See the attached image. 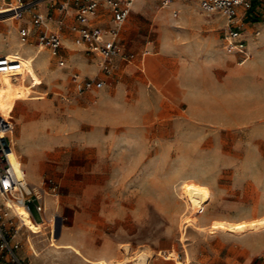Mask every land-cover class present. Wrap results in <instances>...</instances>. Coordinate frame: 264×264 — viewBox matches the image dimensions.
Listing matches in <instances>:
<instances>
[{
  "label": "rangeland",
  "instance_id": "1",
  "mask_svg": "<svg viewBox=\"0 0 264 264\" xmlns=\"http://www.w3.org/2000/svg\"><path fill=\"white\" fill-rule=\"evenodd\" d=\"M174 2L181 4L172 3L168 13L163 0H143L140 8L133 7L122 40L125 53L135 57L129 66L116 58L111 73L99 68L95 54L75 44L72 17L62 27V66L34 35L27 44L21 41L13 13L0 14H13L0 18V56L24 66L15 73L18 80L5 75L0 110H14L15 150L29 182L48 191L47 217L56 218L54 233L45 227L42 234H33L24 226L17 234L23 264H175L176 259L264 264V229L236 235L209 228L216 219L264 217V120H221L235 103L240 116L254 108L263 113V73L257 78L252 71L240 73L237 95L232 96L229 70L254 63L262 71L264 53L249 48L251 57L242 62L223 41L228 29L224 13L205 11L201 0ZM239 16L248 42L262 36L264 26L246 24L243 10ZM164 40L178 42L177 51L166 54ZM147 47L160 55L148 56L143 72L135 63ZM163 55L164 63L153 64ZM186 70L190 78L185 87ZM96 75L108 88L161 81L159 119L141 116L143 101L136 98L135 113L110 115L100 126L91 106L99 91L75 92L77 76ZM194 102L201 104L200 120L190 112ZM108 121L122 123L115 128ZM188 182L207 186L211 197L193 213L194 222L182 228L183 217L191 212L183 193ZM171 252L176 256L166 258ZM0 264L12 263L0 255Z\"/></svg>",
  "mask_w": 264,
  "mask_h": 264
},
{
  "label": "built area",
  "instance_id": "2",
  "mask_svg": "<svg viewBox=\"0 0 264 264\" xmlns=\"http://www.w3.org/2000/svg\"><path fill=\"white\" fill-rule=\"evenodd\" d=\"M172 1L164 0L163 4ZM52 5L59 11L60 18L54 19L51 11H40L36 2L24 0H2L0 9H8L16 18H23L26 11L34 10L31 25L19 29L21 41L27 44L31 35H34L38 44L48 48L52 55L58 57L62 66L65 65V59L60 53L64 39L62 27L67 23L66 19L69 16L73 17L70 30L75 36V42L84 45L87 51L98 57V66L102 71L111 73L114 70V60L118 57L129 63L133 61L135 56L125 53L121 37L133 11L134 0H61L53 2ZM201 6L207 12L219 11L225 14L228 29L223 35L224 43L242 56V62L249 59L251 52L242 28L245 22L242 21L243 16H239V12L243 10L246 18L245 14L251 9L252 0H201ZM174 15L177 16L178 13L174 12ZM256 35H259V31ZM148 53L149 51L145 50L142 56ZM23 69L21 62L0 56V84L6 74L14 76ZM104 85L105 82L98 77L77 76L75 92L82 95L93 89H102ZM13 111L8 115L0 111V255L12 264H23L19 255L22 245L17 234L24 225L17 207L25 206L35 223L40 222L46 228L50 227L53 233L56 218L50 219L46 215L45 193L48 191L32 185L26 179V170L22 167V162L16 166L13 161L15 151L13 134L16 126ZM51 188L56 190V186ZM32 205L40 213V220L36 218Z\"/></svg>",
  "mask_w": 264,
  "mask_h": 264
},
{
  "label": "crops",
  "instance_id": "3",
  "mask_svg": "<svg viewBox=\"0 0 264 264\" xmlns=\"http://www.w3.org/2000/svg\"><path fill=\"white\" fill-rule=\"evenodd\" d=\"M6 1H11V0H6ZM24 1L25 2H36L37 9H39L40 11H45V12L51 11L53 13L54 19H58L61 17V15L59 14V11L56 8H54V6L52 5L53 2H55V1L61 2V0H24ZM142 1L143 0H134L133 7L136 6V7L140 8L142 5ZM1 3H2V0H0V4ZM172 3H173V5L174 4L180 5L181 4L180 2H174V0H173L172 2H170L166 5L162 4L163 5L162 9L166 13H168L169 12L168 7ZM33 11L34 10L26 11L24 13L23 18H18L19 21L17 22V25L20 26V28L24 27V26H30L31 25V16H32ZM174 12L178 13V10L173 9V15H174ZM245 16H246L247 21H248V22H246V24H252L253 27H263L264 26V0H260V2L257 4V7H256L254 12H252L250 14L247 12L245 14ZM69 17H72V16H69ZM69 17H67V19H66L67 21H68ZM0 39L2 40V43H3V34L2 33H0ZM73 40L75 42V38ZM121 40H122V37H121ZM75 44H77V43L75 42ZM77 45H81V44H77ZM122 45H123V40H122ZM163 45H164L163 47L165 48L164 50L166 51V54H170L169 51H171L172 49L177 51V48L179 47L178 42L170 44L167 42V40H164ZM248 45H249L250 50L254 54L255 53H257V54L264 53V33L259 38L255 37V38L251 39L248 42ZM12 48H13V45L10 47V49H12ZM123 48H124V45H123ZM192 48L193 47L190 45L188 50H190V49L192 50ZM145 50H148V47ZM150 55H156L157 56V55H160V52L157 51V52L152 53L151 51H149V53L147 55L142 56L141 60L135 63V65L137 67H139L143 72L146 71L147 57ZM166 59H167V56H165V55H163L161 57H157V58L153 59V64L161 65L162 63H164L166 61ZM130 64H131V62L128 63V66ZM196 70L198 71L197 68H196ZM249 71H252L254 74H256L254 76L255 78H257V75H259L260 72H262L264 75V69L262 71H260L254 65V63L247 65L246 68H243V69H241L238 66L230 67L229 78L231 79L232 86H235L232 89V96L237 95L236 93L238 92L240 73L249 72ZM95 77H98V76L96 75ZM189 78H190V76L188 75V70H186L183 73V82H184L183 85L185 87H186L187 80H189ZM99 79H101V78H99ZM175 83H178V81H176ZM161 84H162V82L159 80H157L154 84L152 82H149V84H146L144 81H140L137 83L124 82V83H120L115 88H111V87L108 88L107 84L105 83V85L102 89H93L92 90V91H99L98 98L92 102V105H91L92 106V112H93L97 122L99 123V125L103 126L107 123V120H108L110 115L123 113V112H125L126 114L135 113L136 110L134 107V102H135V99L138 98V99H141V101H143V103L141 104L142 107L138 111L139 113H141V116L151 114L153 116L156 115V119H159L160 94H159L158 90H159L160 86L162 87ZM174 86H175V84H174ZM150 87L152 89L151 91L149 89ZM196 96L199 98L201 96H203V91L202 90L198 91L196 93ZM150 99H151V101H150ZM149 101L151 102V105H149ZM143 104H144V106H143ZM235 105H236L235 107H234V104L231 106V111H227L223 114V117H221L222 121L230 122V121H238L240 119L264 120V111H263V113H261L259 111L257 112V110L255 111V108H254V110L252 112L244 114L247 116H240L238 104L235 103ZM189 108H190V112L192 114L197 115L196 119L200 120L203 118L201 116L202 115L200 112L201 111L200 110L201 104L199 102L190 103ZM234 108L236 110H234ZM209 118L214 119V117H209ZM153 119L154 118H152V120ZM188 119L191 120L192 118L190 117ZM158 121L159 120H157V122ZM118 123H122V122L121 121L120 122L115 121L113 123L109 122V124L113 125L115 128H117L119 126ZM125 125H128V127H131V128L134 127V126H132V124L130 122H125ZM223 125H225V124H223ZM140 129H142V128H140ZM102 147H103V142L100 139L98 141V144H97V153L98 154H100V152L102 151V149H103ZM32 182H36V181H32Z\"/></svg>",
  "mask_w": 264,
  "mask_h": 264
},
{
  "label": "bare ground",
  "instance_id": "4",
  "mask_svg": "<svg viewBox=\"0 0 264 264\" xmlns=\"http://www.w3.org/2000/svg\"><path fill=\"white\" fill-rule=\"evenodd\" d=\"M3 12H8V9H3V10L0 9V13L3 14ZM9 16H13V14H8L4 16L0 15V18H5ZM8 80H18L17 74L9 77ZM9 114H12V111ZM12 157H13V161L15 162L16 166H18L20 162V157L17 154L16 150L14 151V154ZM22 167H23V163H22ZM26 179L29 181L27 172H26ZM31 184L36 186L32 182ZM183 193H184L186 202L190 206L191 212L183 217V220H182L183 227L182 228H184L185 225L188 226L192 224L191 221H193L192 220L193 213L197 212L199 207L205 202L209 201L211 197L210 190L207 186L194 183V182L186 183ZM17 212L21 217L23 225L26 226L33 234H38V235L42 234L43 228H45V225L40 222L35 223L31 217L29 210H27L25 206L23 205L18 206ZM241 225H243V227L238 230V226H241ZM209 228L210 230L214 232L221 231L224 233H230V234H236V235H244L249 232H260L262 229H264V217L255 218V219L254 218L253 219H243L239 221L216 219L213 221V223L210 225ZM173 256H176V255L174 252H171L170 254L166 255V258H172ZM138 264H140V262ZM175 264H190V262L189 261L184 262L180 259H176Z\"/></svg>",
  "mask_w": 264,
  "mask_h": 264
},
{
  "label": "trees",
  "instance_id": "5",
  "mask_svg": "<svg viewBox=\"0 0 264 264\" xmlns=\"http://www.w3.org/2000/svg\"><path fill=\"white\" fill-rule=\"evenodd\" d=\"M260 2V0H252V6H251V9L248 11V13H252L255 11L256 7H257V4ZM247 20V18H246Z\"/></svg>",
  "mask_w": 264,
  "mask_h": 264
},
{
  "label": "snow or ice",
  "instance_id": "6",
  "mask_svg": "<svg viewBox=\"0 0 264 264\" xmlns=\"http://www.w3.org/2000/svg\"><path fill=\"white\" fill-rule=\"evenodd\" d=\"M242 227H243V225H241V226H238V230H239V229H241Z\"/></svg>",
  "mask_w": 264,
  "mask_h": 264
}]
</instances>
